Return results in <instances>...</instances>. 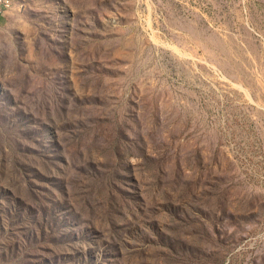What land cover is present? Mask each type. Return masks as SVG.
Returning <instances> with one entry per match:
<instances>
[{"label":"rangeland","instance_id":"rangeland-1","mask_svg":"<svg viewBox=\"0 0 264 264\" xmlns=\"http://www.w3.org/2000/svg\"><path fill=\"white\" fill-rule=\"evenodd\" d=\"M14 2L0 264H264V0Z\"/></svg>","mask_w":264,"mask_h":264},{"label":"built area","instance_id":"built-area-1","mask_svg":"<svg viewBox=\"0 0 264 264\" xmlns=\"http://www.w3.org/2000/svg\"><path fill=\"white\" fill-rule=\"evenodd\" d=\"M15 0H0V15L5 17L14 8Z\"/></svg>","mask_w":264,"mask_h":264},{"label":"crops","instance_id":"crops-1","mask_svg":"<svg viewBox=\"0 0 264 264\" xmlns=\"http://www.w3.org/2000/svg\"><path fill=\"white\" fill-rule=\"evenodd\" d=\"M4 17L0 15V23H2Z\"/></svg>","mask_w":264,"mask_h":264}]
</instances>
